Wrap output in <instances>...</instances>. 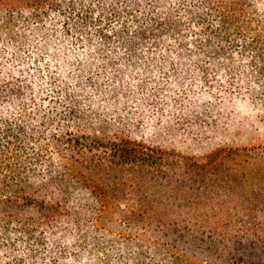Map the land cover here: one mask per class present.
<instances>
[{
    "label": "trees",
    "instance_id": "16d2710c",
    "mask_svg": "<svg viewBox=\"0 0 264 264\" xmlns=\"http://www.w3.org/2000/svg\"><path fill=\"white\" fill-rule=\"evenodd\" d=\"M76 2L79 8L62 23L71 45L62 57L43 54L23 41L0 45V250L6 248L8 253L14 250V242L7 236L10 221H16L22 209L31 212L28 219L37 220L38 208L53 197L47 195L50 182L57 187L52 194L61 186L63 177L56 174L51 162L55 154L89 170L117 171L133 178L148 175L157 182L158 178L170 179L182 194L191 189L175 175H186L192 167L202 170L201 154L188 157L189 162L181 161L182 154L174 149L142 140L93 139L82 132L103 114L96 113V104L102 109L111 104L117 110L131 101L140 84L125 77V66L137 63L144 67L153 61L159 62L160 69L170 65L165 84L177 99L172 110L159 114L161 122L172 117L191 127L207 122V109L237 98L239 93H232V88H242L247 76L253 79L246 83L245 92L253 94L258 86L264 93V21L255 13L259 7L264 19V0ZM242 58L245 65L234 68L236 59ZM216 149L213 157L220 164L234 160L242 151L231 146ZM251 149L264 154V142ZM246 202L248 208L255 206L251 199ZM259 208L264 215V206ZM126 212L128 220L137 213L130 205ZM256 224L261 226L262 221ZM19 227L28 239L35 237L26 224ZM44 233L39 231L38 241ZM196 235L200 236L193 238ZM225 240L231 245L247 240L262 256L250 259L247 256L256 253L246 249L239 253L233 247L225 253L207 252L204 260L212 255L220 264L230 259L237 264H264V236ZM48 248L41 243L38 254ZM30 254L33 257L37 252ZM10 261L36 262L25 263L14 255Z\"/></svg>",
    "mask_w": 264,
    "mask_h": 264
},
{
    "label": "rangeland",
    "instance_id": "374dc122",
    "mask_svg": "<svg viewBox=\"0 0 264 264\" xmlns=\"http://www.w3.org/2000/svg\"><path fill=\"white\" fill-rule=\"evenodd\" d=\"M78 8L75 0H0V45L23 41L43 54L62 57L71 48L62 23ZM255 13L264 21L259 7ZM244 60L236 59L234 68L244 66ZM125 67V77L140 84L131 101L117 110L111 104L103 109L96 104V113L103 114L82 132L93 139L142 140L174 149L182 154L181 161L189 162L188 157L201 154L202 170L192 167L186 175H175L191 189L182 194L170 179L158 178L157 182L148 175L133 178L117 171L89 170L55 154L51 162L56 174L63 177L61 186L52 194L57 187L50 182L47 195L53 197L38 208L37 220L28 219L31 212L22 209L20 217L10 221L7 236L14 242V250H0L2 263L13 264L10 259L14 255L25 263L36 261L34 264H220L212 255L204 260L207 252L225 253L233 247L239 253L253 251L256 254L247 257L258 259L262 253L249 247L247 240L231 245L225 238L264 236V215L258 212L264 206V154L251 149L264 142L261 87L256 86L253 94L245 92L246 83L253 79L247 76L242 88H232V93H239L237 98L208 108L207 122L191 127L175 117L163 122L157 119L172 110L177 99L165 84L170 74L168 63L162 69L157 61L144 67L137 63ZM223 146L242 149L241 154L217 163L213 155ZM248 199L255 206L248 208ZM129 205L137 213L128 220ZM20 223L35 237L28 239ZM184 224L191 229H183ZM175 226L176 231L169 233ZM42 229L45 233L40 242ZM195 234L200 236L193 238ZM43 242L49 248L38 254ZM31 252L37 254L31 257ZM232 261L227 264H237Z\"/></svg>",
    "mask_w": 264,
    "mask_h": 264
}]
</instances>
